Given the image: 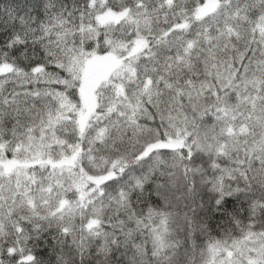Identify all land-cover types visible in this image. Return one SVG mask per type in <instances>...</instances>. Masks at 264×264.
Returning <instances> with one entry per match:
<instances>
[{"label":"snow or ice","instance_id":"snow-or-ice-1","mask_svg":"<svg viewBox=\"0 0 264 264\" xmlns=\"http://www.w3.org/2000/svg\"><path fill=\"white\" fill-rule=\"evenodd\" d=\"M0 264H264V0H0Z\"/></svg>","mask_w":264,"mask_h":264}]
</instances>
